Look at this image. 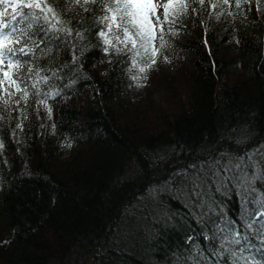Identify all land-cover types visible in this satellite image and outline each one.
Listing matches in <instances>:
<instances>
[{
	"label": "trees",
	"instance_id": "trees-1",
	"mask_svg": "<svg viewBox=\"0 0 264 264\" xmlns=\"http://www.w3.org/2000/svg\"><path fill=\"white\" fill-rule=\"evenodd\" d=\"M185 3L141 75L99 0L33 24L27 99L0 92V264H264V0Z\"/></svg>",
	"mask_w": 264,
	"mask_h": 264
},
{
	"label": "snow or ice",
	"instance_id": "snow-or-ice-1",
	"mask_svg": "<svg viewBox=\"0 0 264 264\" xmlns=\"http://www.w3.org/2000/svg\"><path fill=\"white\" fill-rule=\"evenodd\" d=\"M69 2L79 5L84 8V11H89L90 9L85 8L84 5L95 4L98 0H69ZM199 2L202 5L204 0H199ZM228 2L229 0H224V3ZM51 3L52 0H0V92L8 97V99H3V97L0 99H3L5 105L9 104V100L17 91L23 93L21 99H27L28 91L22 87L23 80L21 79V71L25 69L26 61L22 58L31 51L25 45L30 38L29 33L33 24L43 21L49 29L71 34L70 30L64 26L65 22L59 19L60 14L51 6ZM99 3L105 10V15L100 22L105 25L108 32H111L118 42L125 45L130 43L131 48L136 50L135 55L142 56L145 66L139 67L140 73H145L147 68L157 62L156 57L160 49L165 47L162 35L163 24L171 22L169 16L175 12L177 6L181 11L188 7L185 0H166V2L162 0H99ZM240 4L241 0H236V7H240ZM160 8L163 9V19L161 15H157ZM24 9L29 11L25 12ZM54 20L56 23H53ZM114 27L120 35L112 31ZM157 28H159V33L156 31ZM106 35V32H100L101 37H106ZM137 38L140 41L139 48L144 50L143 53L137 47ZM155 40L160 41L159 47H153L149 51V45ZM104 43L112 46V41L109 39H104ZM123 50L118 49V51ZM105 51H108L107 47ZM133 66H137L135 60ZM27 71L30 72L32 69L29 68ZM32 87L35 88L37 85L33 84ZM2 146L0 144V147ZM234 243L239 244L240 240L236 239ZM238 259L247 262L249 258L239 257ZM233 264H237V260H234Z\"/></svg>",
	"mask_w": 264,
	"mask_h": 264
},
{
	"label": "rangeland",
	"instance_id": "rangeland-1",
	"mask_svg": "<svg viewBox=\"0 0 264 264\" xmlns=\"http://www.w3.org/2000/svg\"><path fill=\"white\" fill-rule=\"evenodd\" d=\"M162 2H166V0H162ZM162 8H160V9H158V11H157V15H161L162 14ZM159 28H157L156 29V31H157V33H159ZM123 38V37H122ZM137 41H138V43H137V47L139 48V43H140V41H139V38H137ZM158 42H159V40H155V41H153L152 42V44H150L149 46H152V47H158ZM130 44V43H129ZM139 49H143V48H139ZM136 61V64H137V69L139 70V67H143L142 66V64H140V62H143L144 60H143V58H141V57H139V58H134V59H132V62L133 61ZM138 75H141V73L139 72V74Z\"/></svg>",
	"mask_w": 264,
	"mask_h": 264
}]
</instances>
